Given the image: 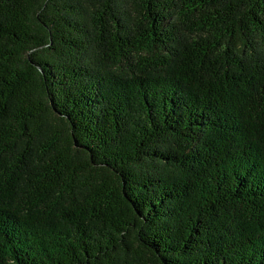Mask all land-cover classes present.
Listing matches in <instances>:
<instances>
[{
  "label": "trees",
  "instance_id": "1",
  "mask_svg": "<svg viewBox=\"0 0 264 264\" xmlns=\"http://www.w3.org/2000/svg\"><path fill=\"white\" fill-rule=\"evenodd\" d=\"M0 264H264V0H0Z\"/></svg>",
  "mask_w": 264,
  "mask_h": 264
}]
</instances>
